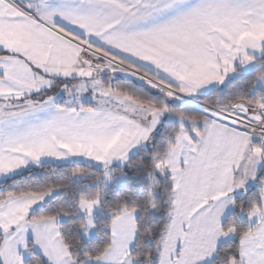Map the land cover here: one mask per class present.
Masks as SVG:
<instances>
[{
	"label": "snow or ice",
	"instance_id": "6c2138e0",
	"mask_svg": "<svg viewBox=\"0 0 264 264\" xmlns=\"http://www.w3.org/2000/svg\"><path fill=\"white\" fill-rule=\"evenodd\" d=\"M244 32L264 33V0H0V159L18 156L0 177L45 156L108 167L143 150L152 153L148 175L166 184L109 208L102 228L100 191L82 193L74 209L55 203L65 185L0 192V264H264V92L175 113L169 129L167 103L137 100L104 79L132 75L168 102L241 70L264 88V74L254 75L264 69L256 57L264 35ZM28 74L35 86L17 82ZM61 93L75 102L60 103ZM89 93L94 105L84 102ZM117 137L106 156L87 150ZM40 144L49 147L34 150Z\"/></svg>",
	"mask_w": 264,
	"mask_h": 264
},
{
	"label": "trees",
	"instance_id": "16d2710c",
	"mask_svg": "<svg viewBox=\"0 0 264 264\" xmlns=\"http://www.w3.org/2000/svg\"><path fill=\"white\" fill-rule=\"evenodd\" d=\"M259 59H264L260 57ZM124 65H127L125 63ZM135 69L142 75L157 80L151 73H147L144 69ZM264 74V69L254 73L259 76ZM109 75L105 74L104 79H108ZM114 89H120L125 93H129L140 101L154 100L157 106L168 104L171 114H166L165 122L169 129L177 123L170 120L169 116H175V113L198 114L199 111L185 105L179 100L167 101L165 96H160L155 90H150L148 85L143 81L135 78L115 77L111 80ZM169 86L163 80H157V84ZM158 85L161 87V85ZM264 88L253 80L252 76H248L245 72H239L234 78L229 80L224 86L217 87L209 92L191 97L198 100L206 106H215L219 101L221 105L233 101L239 95H247L259 99ZM152 153H146L143 150L132 154L131 158L123 166H113L108 168L110 171L109 179L104 178V170L107 168L95 166L85 162H69L55 163L45 162L38 166L28 168L9 176L0 181V192L5 190H27L32 189L42 191L49 185H65L62 188L58 198L55 199L56 204L67 202V206L75 208L74 202L81 198V194H86L87 198H92L97 191L103 194V203L99 211L95 214L97 226H103V223L109 219V208L123 201L131 203L133 200L143 202L147 198L149 191L166 192V184L162 177L152 175L149 176V159ZM81 170L78 174H73L75 170ZM80 176V177H77ZM254 193L259 192V186L256 184L250 187ZM77 219H79L77 217ZM246 220L245 217H241ZM95 242H99V237H95ZM146 239V238H145ZM91 243V242H89Z\"/></svg>",
	"mask_w": 264,
	"mask_h": 264
},
{
	"label": "crops",
	"instance_id": "0c3cea01",
	"mask_svg": "<svg viewBox=\"0 0 264 264\" xmlns=\"http://www.w3.org/2000/svg\"><path fill=\"white\" fill-rule=\"evenodd\" d=\"M13 35H15V34H13ZM258 35H264V33L244 32L241 35L240 38L241 39H245V38H248V37H257ZM0 38H3V36L0 35ZM19 40H20V37L19 36H16L15 37V40L13 42H17ZM256 57H257V59H259L261 57V54L259 52H257L256 53ZM81 62H83V59H82ZM18 71H19L20 76H24V73H23L22 70H18ZM241 72H244V71L241 70ZM189 75H194V73H192L191 71H189ZM234 77L235 76L230 77L229 80H231ZM229 80H226L223 85H219V86H216L214 88L224 86ZM17 82L23 84L25 87L35 86V81H32L30 74H28V76H27L26 79H18ZM76 82L77 81H72L71 83H69V88H71V89L73 88L72 89L73 92H75L74 91V85L75 86H78L77 84H75ZM158 84H160V83H158ZM61 87H62L61 82L59 80H57L54 83V87H53L52 91L55 92V91L59 90ZM167 87H169L171 89V91H178V89L171 88L170 86H167ZM214 88H212V89H214ZM212 89L205 90L200 95L205 94V93L209 92ZM61 94H65V93H61ZM65 99L66 98H62L61 100H59V102L60 103H65L66 102ZM7 103L14 105L16 103V101L9 100V101H7ZM85 104L86 105H93V103H91V102H87ZM166 117H167V115H166ZM118 140H119V138L117 137V138H114V139H111V140H107V141H98V142H95L93 144H89L87 146V150L89 152H92V153L99 152V153H102L103 155L106 156V155H108L109 152H111L116 147V145L118 143ZM48 147L49 146L46 145V144H40V145L34 146V150H39L40 148L47 149ZM15 152H16V149H13L12 150V154L6 156L4 159H0V167H6V168H8V167L15 166L16 160L18 159V156L15 155ZM24 155H27V153L25 152ZM45 162H55V163L85 162V163H88V164H92V165L99 166V167H103V168H107V169L108 168H111L113 166L120 167V166H123L124 165V164H122V163H120V162L117 161V162H112L108 167H104L101 163H98L97 160H95V159H88V158L74 159V158H71V157H69L67 159H55V158H50V157L45 156L44 158H42L39 161V164L30 163L27 167H22V168H20V169H18L16 171L12 172L11 174H8L6 176L0 177V181L3 180V179H5V178H7V177H9V176H12V175L18 173V172H21V171L26 170V169L31 168V167L38 166V165H40L42 163H45ZM255 185H256V183H251L250 184V187H253Z\"/></svg>",
	"mask_w": 264,
	"mask_h": 264
},
{
	"label": "rangeland",
	"instance_id": "374dc122",
	"mask_svg": "<svg viewBox=\"0 0 264 264\" xmlns=\"http://www.w3.org/2000/svg\"><path fill=\"white\" fill-rule=\"evenodd\" d=\"M84 59H87V57H84ZM125 67V69L126 70H128V71H131V72H133V73H136V72H138L136 69H135V66H133V65H129V64H127V65H122V67ZM107 74V73H106ZM107 75H109V74H107ZM142 75V74H141ZM144 76V75H143ZM115 77H124V78H135V79H137L136 77H134V76H132V75H129V74H126V73H117V74H115L114 76H112V78L111 79H106L105 81L106 82H108V83H110V84H112L111 83V80L113 79V78H115ZM148 78V77H147ZM150 79V78H149ZM137 80H139V79H137ZM139 81H142V80H139ZM75 84H77L78 85V82H76ZM159 85V84H158ZM79 86V85H78ZM78 86H75L74 85V91H76V89H77V87ZM161 87L162 88H168L170 91H171V89L169 88V87H167V86H165V85H161ZM73 89V88H72ZM175 92V91H174ZM62 98H66L65 100H66V102H68V101H72V102H75L74 100H76V96L75 95H68V94H61V97L59 98V100H61ZM190 99H192L191 97H185L181 102L182 103H184L185 105H187V106H189V107H191V108H193V109H195V110H197V111H199V112H202V110L205 108V107H208V106H206L205 104H203L202 102H200V101H198V100H195L194 99V102H193V100L192 101H189ZM84 102L85 103H87V102H91V103H93V105L95 104V101L91 98V93H89L86 97H85V99H84ZM191 102H193V104L191 103ZM198 103V104H195V103ZM187 103H189L190 105H188ZM169 119L170 120H174V121H176L177 123H178V121L175 119V116H173V115H170L169 116ZM110 171L111 170H108V169H106V170H104V178L107 180V179H109V173H110ZM77 177H80V176H77ZM98 210H99V208H97L96 209V211H95V213H97L98 212Z\"/></svg>",
	"mask_w": 264,
	"mask_h": 264
},
{
	"label": "built area",
	"instance_id": "2783aa9c",
	"mask_svg": "<svg viewBox=\"0 0 264 264\" xmlns=\"http://www.w3.org/2000/svg\"><path fill=\"white\" fill-rule=\"evenodd\" d=\"M84 59V58H83ZM194 102V99H190L189 101H192ZM193 102H191L193 104ZM188 105H190L189 103H187ZM195 104H198L197 102Z\"/></svg>",
	"mask_w": 264,
	"mask_h": 264
}]
</instances>
